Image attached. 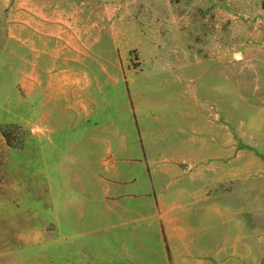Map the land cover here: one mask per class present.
<instances>
[{
    "label": "rangeland",
    "instance_id": "rangeland-1",
    "mask_svg": "<svg viewBox=\"0 0 264 264\" xmlns=\"http://www.w3.org/2000/svg\"><path fill=\"white\" fill-rule=\"evenodd\" d=\"M0 264H264V0H0Z\"/></svg>",
    "mask_w": 264,
    "mask_h": 264
},
{
    "label": "crops",
    "instance_id": "crops-1",
    "mask_svg": "<svg viewBox=\"0 0 264 264\" xmlns=\"http://www.w3.org/2000/svg\"><path fill=\"white\" fill-rule=\"evenodd\" d=\"M74 138H77V139H79V142H83V143H85V140L84 139H81L80 138V136L79 135H76V136H74ZM89 139V138H88ZM142 167V166H141ZM148 170V169H147ZM143 171V173H141ZM139 172L141 173V174H146V172H145V168L143 169V170H139ZM145 172V173H144ZM135 174H136V172H135ZM145 182H146V180H145ZM144 182V183H145ZM136 184V183H135ZM135 184H134V186H135ZM139 184H136V186H138Z\"/></svg>",
    "mask_w": 264,
    "mask_h": 264
}]
</instances>
